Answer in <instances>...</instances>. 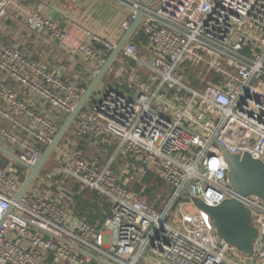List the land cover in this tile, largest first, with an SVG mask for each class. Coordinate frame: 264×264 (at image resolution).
<instances>
[{"label": "built area", "instance_id": "built-area-1", "mask_svg": "<svg viewBox=\"0 0 264 264\" xmlns=\"http://www.w3.org/2000/svg\"><path fill=\"white\" fill-rule=\"evenodd\" d=\"M27 1L0 0V116L13 126L0 122V144L32 168L117 43ZM105 1L123 13V35L142 15L140 32L104 76L116 84L102 80L56 147L47 183L39 174L15 202L23 181L0 168V264H147L148 255L163 264H264V200L237 193L225 159L248 153L264 162V0ZM10 14L57 42L85 74L66 80L6 45L1 24ZM147 175L171 188L163 207L145 194ZM56 180L105 201L103 225L34 189ZM192 198L209 207L241 201L259 231L254 255L225 243Z\"/></svg>", "mask_w": 264, "mask_h": 264}, {"label": "crops", "instance_id": "crops-1", "mask_svg": "<svg viewBox=\"0 0 264 264\" xmlns=\"http://www.w3.org/2000/svg\"><path fill=\"white\" fill-rule=\"evenodd\" d=\"M33 2L37 1L28 0L25 3L33 10H41L62 25L69 20L71 23L89 29L113 43H118L123 36L121 24L124 15L119 9L113 7L105 0H71L65 1V3L58 6H53L47 2L34 5ZM1 33L6 45L19 49L31 59L48 64L51 68L57 70L66 80H75L76 77L86 72L85 66L79 60L70 56L57 42L52 41L48 37L38 36L27 27L24 19L17 18L14 14L8 15L3 20ZM16 89L19 90V87H16ZM20 94L35 106L42 107L37 100H32L25 93ZM0 107L4 110L7 109V105L2 101H0ZM42 110L46 111V113L50 112L47 107L42 108ZM50 114L52 113L50 112ZM0 122L8 128L13 127L9 120L1 116ZM4 158L0 157V168L12 169L19 175L20 179L24 176L27 178L29 174L27 169L6 157ZM151 178L154 179L153 176ZM59 183L60 181L58 180L57 182L56 180L52 185L44 183L42 188L37 185L34 186V189L37 191L46 189L50 191L59 202L71 209L77 218L89 220V218L93 219L95 217L92 223L99 225L103 219L106 220L108 211L103 208L106 203L105 201L99 199L96 202L94 193L84 190L75 182H73L71 187H68L66 184L65 188H61ZM151 188H155V185H152ZM146 263L163 264L150 255L146 257Z\"/></svg>", "mask_w": 264, "mask_h": 264}, {"label": "water", "instance_id": "water-1", "mask_svg": "<svg viewBox=\"0 0 264 264\" xmlns=\"http://www.w3.org/2000/svg\"><path fill=\"white\" fill-rule=\"evenodd\" d=\"M153 2L154 0H149L146 4V8H149ZM142 18L143 16L141 15L116 44V48L110 54L106 64L93 79L75 110L63 123L59 133L48 146L36 167H28L13 151L0 144V154L24 167L29 172L15 202L20 200V198L28 191L37 176L41 173L42 168L73 125L78 113L88 102L98 85L102 82L111 65L119 57L126 43L137 30ZM225 159L230 166V180L237 193L241 197L256 196L264 200V162L255 160L248 153L239 155L225 152ZM184 196L190 197V194L186 192ZM192 200L197 209L203 211L209 216L219 237L225 243L235 247L250 257L254 255V242L259 237V231L253 226L251 213L241 201L232 199L224 202L218 207H209L196 198H192ZM13 209L14 206L11 207L9 213H11ZM1 224L2 221L0 222V225Z\"/></svg>", "mask_w": 264, "mask_h": 264}, {"label": "rangeland", "instance_id": "rangeland-1", "mask_svg": "<svg viewBox=\"0 0 264 264\" xmlns=\"http://www.w3.org/2000/svg\"><path fill=\"white\" fill-rule=\"evenodd\" d=\"M37 2H33L34 5H39L43 2H47L48 4H52L53 6H58V5H62L63 3H65L64 0H36ZM158 3L155 4L153 7H157ZM124 20V19H123ZM140 32V28L135 32V34L132 36V39L135 40L138 36V33ZM103 83L104 84H113L115 85L116 84V80H115V77L113 78H109V77H105L103 79ZM72 127L73 125L71 126V128L69 129L68 133L64 136L63 139H68L71 137V131H72ZM62 139V141H63ZM100 151V150H99ZM94 152V150L92 151ZM95 153H98L102 156L106 155L105 153L103 152H98V151H95ZM56 166V163H55V154L53 152V154L50 156L49 160L46 162V164L44 165V167L42 168V171H41V177L44 178V181H46L45 183H47V178L49 177V173L55 168ZM23 180L22 181H25L26 179V176L22 177ZM21 178V179H22ZM68 187H71L73 185V182H68L67 183ZM152 185H155V190L153 191L152 195L149 197L153 202H156L158 203L160 206H164L165 202L168 200V198H170L172 196V190L171 188H169L167 185H165L162 181H159L157 182L155 179H152L150 180L149 183H146L143 185V187L146 188V190H149L151 188ZM43 187V185H41V188ZM47 190V189H46ZM163 196L166 197V199L164 200L163 199ZM177 206L174 208V213H173V217L174 216H177ZM188 212L190 213V216H192L193 214L191 213H194L195 212V209H192L190 207H188Z\"/></svg>", "mask_w": 264, "mask_h": 264}, {"label": "trees", "instance_id": "trees-1", "mask_svg": "<svg viewBox=\"0 0 264 264\" xmlns=\"http://www.w3.org/2000/svg\"><path fill=\"white\" fill-rule=\"evenodd\" d=\"M139 41V40H138ZM0 157L1 158H4L3 157V155L2 154H0ZM5 159V158H4ZM7 160V159H6ZM151 175H147L145 178H144V182H143V184H146V183H149L150 182V180H151ZM156 181L157 182H159L160 180L159 179H156ZM156 187V186H155ZM155 190V188H150L149 190H146V192H145V194L148 196V197H150L151 195H152V193H153V191ZM95 197H96V202H98L99 201V197L95 194ZM103 208L105 209V210H107V211H109V205L107 204V203H105V205L103 206ZM94 219H95V217L92 219H90L89 218V220H90V222H93L94 221ZM104 221H105V219H103L102 220V222L100 223V226H102L103 225V223H104Z\"/></svg>", "mask_w": 264, "mask_h": 264}]
</instances>
